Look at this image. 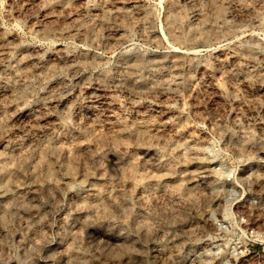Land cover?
I'll return each instance as SVG.
<instances>
[{"label": "rangeland", "instance_id": "obj_1", "mask_svg": "<svg viewBox=\"0 0 264 264\" xmlns=\"http://www.w3.org/2000/svg\"><path fill=\"white\" fill-rule=\"evenodd\" d=\"M189 1L0 0V264H264V0Z\"/></svg>", "mask_w": 264, "mask_h": 264}, {"label": "bare ground", "instance_id": "obj_2", "mask_svg": "<svg viewBox=\"0 0 264 264\" xmlns=\"http://www.w3.org/2000/svg\"><path fill=\"white\" fill-rule=\"evenodd\" d=\"M188 1H189V0H188ZM225 1H227V3H228L229 5H230V4H234L235 6L232 5V6H234V7H236L238 4H243V3H242V0H225ZM189 2H190V1H189ZM189 2H188V3H189ZM194 2H195V1H194ZM194 2H192V3H194ZM196 2H197V1H196ZM199 2H200V1H199ZM199 2H197V3H199ZM132 4H133V3H132ZM132 4H131V5H132ZM137 4H138V3H137ZM131 5H130V6H131ZM194 5H195V4H194ZM127 6H128V5H127ZM140 6H141V5H140ZM192 6H193V5H192ZM195 6H196V5H195ZM197 6H198V5H197ZM240 6H241V5H240ZM128 7H129V6H128ZM126 8H127V7H126ZM132 8H133V7H132ZM132 8L130 7L129 9H132ZM134 8H136L135 5H134ZM134 8H133V9H134ZM178 8H179V7H178ZM190 8H191V7H190ZM244 8H245V7H244ZM115 9H116V8H115ZM117 9H118V7H117ZM127 9H128V8H127ZM129 9H128V10H129ZM176 9H177V7H176ZM192 9H193V8H192ZM194 9H195V8H194ZM216 9H217V12H221L223 8L219 7V8H216ZM242 9H243V8H242ZM118 10H120V9H118ZM137 10H138V9H136V11H137ZM142 10H143V9H142ZM113 11H114V10H113ZM130 11H134V10H129V12H130ZM143 11H144V10H143ZM143 11H142V12H143ZM179 11H180V9H179ZM126 12H127V11H126ZM134 12H135V11H134ZM192 12H193V11H192ZM197 12H198V11H197V9H196L195 15H196ZM112 13H113V12H112ZM118 13H119V12H118ZM118 13H117V11H116V13H115L114 15H116V14H118ZM143 13H146V12H143ZM147 13H148V11H147ZM147 13H146V14H147ZM120 14H122V12H121ZM144 15H145V14H144ZM191 15H192V14H191ZM199 15H200V14H199ZM118 16H120V15L118 14ZM146 16H148V15H145V17H146ZM170 16H171V17H169V18L171 19L170 22H169V24L171 23V24H170V29H171V31H176V29L180 27L178 24H180V22L182 21V20H180L181 17H182V12H178V11H177V12L175 13V11H174L173 9H171V10H170ZM197 16H198V15H197ZM197 16H195V17H197ZM202 16H203V15H202ZM195 17H194V18H195ZM146 19H147V17H146ZM197 19H198V18H197ZM179 21H180V22H179ZM81 25H82V23H81ZM81 25H80V26H81ZM75 26L77 27V25H75ZM76 27H75V28H76ZM78 27H79V26H78ZM78 27H77V28H78ZM81 28H82V26H81ZM45 30H46V29H44V31H45ZM71 30H72V29H71ZM75 30H76V29H75ZM75 30L73 29L72 31L74 32ZM78 30H79V29H78ZM66 31H67V30H66ZM66 31H65V32H66ZM79 31H80V30H79ZM45 32H46V31H45ZM69 32H70V31H69ZM76 32H77V30H76ZM74 33H75V32H74ZM74 33H73V34H74ZM79 33H80V32H79ZM75 34H77V33H75ZM178 37H179V36L177 35V38H178ZM112 41H113V40H112ZM58 52H59V51H58ZM234 54H235V53H234ZM172 56H173V55H172ZM177 56H178V55H177ZM232 56H233V55H232ZM234 56H235V55H234ZM234 56H233V58H234ZM174 57H175V56H174ZM230 57H231V56H230ZM235 57H236V56H235ZM161 58H162V57H161ZM164 58H165V57H164ZM167 58H170V57H167ZM167 58H165V59H167ZM178 58H179V57H178ZM158 59H160V58H158ZM158 59H157V60H158ZM173 59L178 60L177 58H173ZM173 59L171 58L172 61H173ZM153 60H154V59H153ZM153 60H152V61H153ZM161 60H162V59H161ZM171 60H168V61H171ZM131 61H132V60H131ZM172 61H171V63H172ZM178 61H179V60H178ZM129 62H130V61H129ZM132 62H133V61H132ZM154 62H155V61H154ZM156 62H159V61H156ZM175 62H176V61L174 60V63H175ZM139 63H140V62H139ZM163 63H164V62H163ZM126 64H128V63L126 62ZM152 64H154V63H152ZM152 64H151V65H152ZM175 64H177V63H175ZM129 65H130V64H128V67H129ZM131 65H133V64H131ZM151 65H150V66H151ZM156 65H157V63H156ZM173 65H174V64H173ZM173 65H172V67H173ZM158 66L160 67V65H158ZM175 66L177 67V65H175ZM50 67H51V66H50ZM53 67H54V66H53ZM128 67H127V68H128ZM132 67L134 68V66H132ZM153 67H154V66H153ZM161 67H162V64H161ZM51 68H52V67H51ZM52 69H55V68H52ZM52 69H51V70H52ZM130 69H131V68H130ZM48 70H50V69H48ZM51 70H50V72H51ZM53 71H54V70H53ZM249 139H250V138H249ZM245 140H246V139H245ZM247 145H248V144H247ZM237 148H238V146H237ZM245 148H246V147H245ZM240 149H241V148H240ZM238 151H239V150H238ZM4 167H5V166H4ZM3 169H4V168H3ZM3 169H2V171H3ZM6 169H7V168H6ZM6 169H5V170H6ZM202 169H204V168H202ZM200 170H201V169H200ZM205 171H206V170H205ZM4 172H5V171H4ZM254 180H255V179H254Z\"/></svg>", "mask_w": 264, "mask_h": 264}, {"label": "built area", "instance_id": "obj_3", "mask_svg": "<svg viewBox=\"0 0 264 264\" xmlns=\"http://www.w3.org/2000/svg\"><path fill=\"white\" fill-rule=\"evenodd\" d=\"M233 175H234L233 172H229V173H228V177H229V178H232ZM239 223H240V224H243V225L246 224V220H245L244 216L239 217ZM218 227H219V228H222V227H224V226L221 225V224H218ZM246 229H248V227H246Z\"/></svg>", "mask_w": 264, "mask_h": 264}]
</instances>
